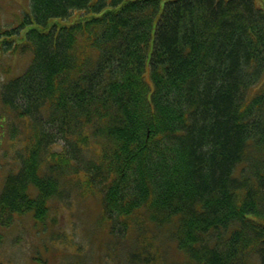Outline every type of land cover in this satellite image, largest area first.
<instances>
[{
  "label": "trees",
  "instance_id": "obj_1",
  "mask_svg": "<svg viewBox=\"0 0 264 264\" xmlns=\"http://www.w3.org/2000/svg\"><path fill=\"white\" fill-rule=\"evenodd\" d=\"M4 49L0 226L92 193L130 264H264V0H29Z\"/></svg>",
  "mask_w": 264,
  "mask_h": 264
},
{
  "label": "rangeland",
  "instance_id": "obj_2",
  "mask_svg": "<svg viewBox=\"0 0 264 264\" xmlns=\"http://www.w3.org/2000/svg\"><path fill=\"white\" fill-rule=\"evenodd\" d=\"M28 10L29 0H0V28L18 25ZM28 59V54L4 49L0 54V86L2 78L21 73ZM3 110L0 102V186L8 172L17 170L12 158L19 150L18 141H22L19 127L14 128L12 121L2 125ZM76 194L67 203L56 202L45 217L44 230L31 214L15 215L11 225L0 226V264H130L120 250L122 246L108 251L114 245H106L108 237L97 217L99 204L95 194ZM167 254L171 260L181 259L179 253Z\"/></svg>",
  "mask_w": 264,
  "mask_h": 264
}]
</instances>
